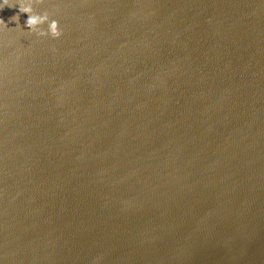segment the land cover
Segmentation results:
<instances>
[{
	"label": "water",
	"instance_id": "obj_1",
	"mask_svg": "<svg viewBox=\"0 0 264 264\" xmlns=\"http://www.w3.org/2000/svg\"><path fill=\"white\" fill-rule=\"evenodd\" d=\"M45 11L0 10V264H264V0Z\"/></svg>",
	"mask_w": 264,
	"mask_h": 264
},
{
	"label": "clouds",
	"instance_id": "obj_2",
	"mask_svg": "<svg viewBox=\"0 0 264 264\" xmlns=\"http://www.w3.org/2000/svg\"><path fill=\"white\" fill-rule=\"evenodd\" d=\"M42 3L43 0H16L15 3H11L9 0H0V10H2L5 6L13 7L18 4L19 12L26 13L28 16L26 20V27L29 34H34L37 37L50 36L53 39H58L62 35L59 22L56 19L50 18L47 11L43 14L35 12V6ZM12 19L18 21L19 17L16 16ZM0 25H2L4 29H7L3 20H0ZM44 25H47V27L44 28ZM17 27H19V25Z\"/></svg>",
	"mask_w": 264,
	"mask_h": 264
}]
</instances>
